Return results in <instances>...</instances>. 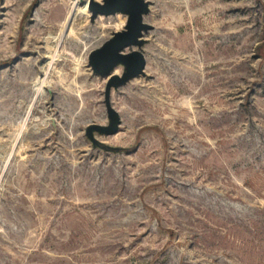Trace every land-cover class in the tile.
<instances>
[{
	"label": "rangeland",
	"instance_id": "rangeland-1",
	"mask_svg": "<svg viewBox=\"0 0 264 264\" xmlns=\"http://www.w3.org/2000/svg\"><path fill=\"white\" fill-rule=\"evenodd\" d=\"M87 2L0 0V264H264V0H146L115 125Z\"/></svg>",
	"mask_w": 264,
	"mask_h": 264
},
{
	"label": "water",
	"instance_id": "water-1",
	"mask_svg": "<svg viewBox=\"0 0 264 264\" xmlns=\"http://www.w3.org/2000/svg\"><path fill=\"white\" fill-rule=\"evenodd\" d=\"M146 8V0H88L87 2L91 18L98 15H114L120 11L127 15L124 27L114 31L88 54V64L91 69L106 78L104 102L114 125L117 123L118 114L110 103L112 85L126 83L132 77L142 73L145 66L144 53L138 47L143 31L150 26L143 17ZM120 63L129 65L121 75L114 73V67Z\"/></svg>",
	"mask_w": 264,
	"mask_h": 264
}]
</instances>
